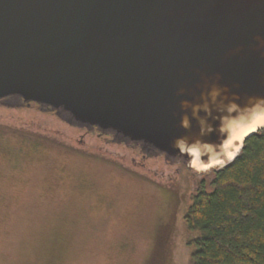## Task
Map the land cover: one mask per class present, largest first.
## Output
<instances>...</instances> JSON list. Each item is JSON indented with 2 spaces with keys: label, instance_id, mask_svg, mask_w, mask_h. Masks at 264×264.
I'll list each match as a JSON object with an SVG mask.
<instances>
[{
  "label": "water",
  "instance_id": "obj_1",
  "mask_svg": "<svg viewBox=\"0 0 264 264\" xmlns=\"http://www.w3.org/2000/svg\"><path fill=\"white\" fill-rule=\"evenodd\" d=\"M5 97L220 169L264 128H246L264 117V0H0Z\"/></svg>",
  "mask_w": 264,
  "mask_h": 264
},
{
  "label": "rangeland",
  "instance_id": "obj_2",
  "mask_svg": "<svg viewBox=\"0 0 264 264\" xmlns=\"http://www.w3.org/2000/svg\"><path fill=\"white\" fill-rule=\"evenodd\" d=\"M212 168L0 99V264H190L189 195Z\"/></svg>",
  "mask_w": 264,
  "mask_h": 264
},
{
  "label": "trees",
  "instance_id": "obj_3",
  "mask_svg": "<svg viewBox=\"0 0 264 264\" xmlns=\"http://www.w3.org/2000/svg\"><path fill=\"white\" fill-rule=\"evenodd\" d=\"M195 182L183 217L196 233L190 264H264V128Z\"/></svg>",
  "mask_w": 264,
  "mask_h": 264
},
{
  "label": "bare ground",
  "instance_id": "obj_4",
  "mask_svg": "<svg viewBox=\"0 0 264 264\" xmlns=\"http://www.w3.org/2000/svg\"><path fill=\"white\" fill-rule=\"evenodd\" d=\"M262 124H264V117H262V118H259L257 121H255L254 123H252L250 126H248V127H246V128H248L247 130H249V129H254L256 126H258V125H262ZM244 129H242V130H240V135L239 136H242V132L244 133V132H246L247 130H245V131H243ZM239 139H241L240 137H239Z\"/></svg>",
  "mask_w": 264,
  "mask_h": 264
},
{
  "label": "clouds",
  "instance_id": "obj_5",
  "mask_svg": "<svg viewBox=\"0 0 264 264\" xmlns=\"http://www.w3.org/2000/svg\"><path fill=\"white\" fill-rule=\"evenodd\" d=\"M191 164H192L193 166H196V165L198 164V161H197L196 159H193V160L191 161Z\"/></svg>",
  "mask_w": 264,
  "mask_h": 264
}]
</instances>
